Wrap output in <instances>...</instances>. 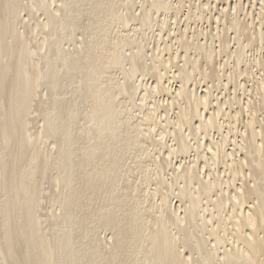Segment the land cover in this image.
Here are the masks:
<instances>
[{
    "label": "bare ground",
    "instance_id": "6f19581e",
    "mask_svg": "<svg viewBox=\"0 0 264 264\" xmlns=\"http://www.w3.org/2000/svg\"><path fill=\"white\" fill-rule=\"evenodd\" d=\"M0 264H264V0H0Z\"/></svg>",
    "mask_w": 264,
    "mask_h": 264
},
{
    "label": "rangeland",
    "instance_id": "374dc122",
    "mask_svg": "<svg viewBox=\"0 0 264 264\" xmlns=\"http://www.w3.org/2000/svg\"><path fill=\"white\" fill-rule=\"evenodd\" d=\"M199 91H200V92H201V91H204V88H203L202 90H199Z\"/></svg>",
    "mask_w": 264,
    "mask_h": 264
}]
</instances>
